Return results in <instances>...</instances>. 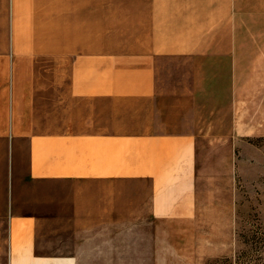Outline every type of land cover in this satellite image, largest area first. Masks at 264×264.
<instances>
[{
  "label": "crops",
  "instance_id": "0c3cea01",
  "mask_svg": "<svg viewBox=\"0 0 264 264\" xmlns=\"http://www.w3.org/2000/svg\"><path fill=\"white\" fill-rule=\"evenodd\" d=\"M63 2L4 4L0 264H201L202 155L264 106V0H109L87 51Z\"/></svg>",
  "mask_w": 264,
  "mask_h": 264
},
{
  "label": "rangeland",
  "instance_id": "374dc122",
  "mask_svg": "<svg viewBox=\"0 0 264 264\" xmlns=\"http://www.w3.org/2000/svg\"><path fill=\"white\" fill-rule=\"evenodd\" d=\"M59 1H64L60 7H68L59 9V21L82 22L85 51L96 49L98 35L107 38L113 29L99 23L106 20L105 11L99 16L98 4L109 0H77L78 8L76 0ZM4 4L0 0L2 30ZM255 111L251 108L248 121L240 116L244 122L237 130L239 138L212 140L216 146L202 155L199 197L209 202L195 235V242L201 241V264H264V106Z\"/></svg>",
  "mask_w": 264,
  "mask_h": 264
}]
</instances>
